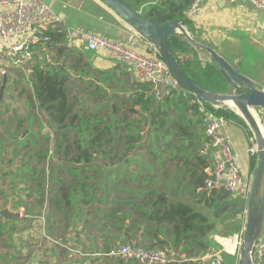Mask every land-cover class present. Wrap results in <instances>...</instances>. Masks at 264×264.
I'll return each mask as SVG.
<instances>
[{"label":"crops","instance_id":"obj_1","mask_svg":"<svg viewBox=\"0 0 264 264\" xmlns=\"http://www.w3.org/2000/svg\"><path fill=\"white\" fill-rule=\"evenodd\" d=\"M47 2L61 18L60 24L50 26L48 29L63 33L61 43L79 53L81 61L76 72H80L84 78L83 81L93 73L105 76L104 81L106 79L111 80L115 76L119 79V82H127L129 89L133 87V82L141 81L128 64L109 59L107 53L103 50H89L82 41L69 35L73 29L94 31L107 38L119 40L140 51L152 50L153 47L122 19L97 0H48ZM152 3L157 4L159 1L153 0ZM142 7V4H140L136 7V10L141 11ZM186 13L190 22L183 24V26L195 41L212 47L239 72L253 79L259 88H264V7H256L247 0H205L198 17H191L187 9ZM182 39L186 40L184 36ZM193 48L196 50L198 58L202 60L200 52H202L201 54L206 52ZM35 51L34 61L30 63L31 65L35 61L43 59H46L45 62L52 61L49 56H55L54 44L37 47ZM177 54L184 63L191 61L193 57L191 53L187 54L182 51H177ZM48 57L49 59H47ZM1 59L4 58L1 57L0 53V69L13 68L5 59V62L1 63ZM98 71L107 73L109 78L106 75L99 74ZM27 82L26 102L32 108L31 113L34 112L33 109H36L39 121L43 123V127L46 126L44 130H47V127L55 126L43 111L40 112L41 109L35 99L29 77ZM94 86L93 93L101 87L100 83H95ZM132 92V90H130V93L114 91L111 94L114 98L119 97L116 100L122 101L129 98L128 96ZM114 106L112 105L113 108ZM121 110H123L122 107ZM128 110L132 111L131 108ZM257 112L260 118L264 117L262 109L257 110ZM201 129L200 140L203 143L198 146L196 151L191 152L187 149L181 152V160H177L175 155L176 162H174V166L170 171L163 169L164 157L167 156V152L164 150L158 154L161 160L158 159L157 155L156 163L151 162L153 164L152 171L142 167V161L139 157L142 156L145 160L148 158L145 153L142 151L137 153L136 150L141 146L149 148L150 143L142 145L140 141L127 143L122 140L118 142L110 141L106 145L98 146L97 144L91 145L88 141L82 139L75 140V150L77 146H81V148L92 147L90 154L94 157L90 156V162L86 163L82 160L83 157L79 155L71 161L58 162V165L62 168H58L55 172L51 186L55 187L54 185H56L59 188L62 184V192H58V188L51 189V197L55 207H52V209L49 207V211L60 212L59 220L51 221L50 215L52 213H47V208L45 209L49 231L51 233L56 232L60 241L57 243L56 240H52V236L45 238L48 239L47 243H54L52 247H55L45 254L49 257L54 256V260L50 264H112L114 262L115 264H134L131 260L121 259L109 254L111 245L115 243H127L146 248H152L155 245L161 246L169 252L177 254L178 260L179 258L188 260L186 254H180V250L187 240H182L179 247H173L172 224L165 221L156 222L154 214L156 209L163 210L164 207L174 202L172 199L174 192H171V190L176 184L170 183L171 186L166 189L164 188V181L174 174L182 176L184 172L178 171V168H184L188 181L193 182L192 168L200 173L201 170L208 171L211 167L212 159L210 155H203L207 160L204 167L193 155L194 152L201 155L200 150L206 146L204 125L201 126ZM225 132L230 136L232 150L239 153L238 164L241 170L245 175H251L250 160L252 155L246 151L251 146V138H253L249 128L238 120L228 119ZM187 143V141L184 142L185 145ZM62 144H65L67 148L70 146L68 141L60 139L55 140L54 148L58 146L60 149ZM137 144L139 145L137 146ZM116 146L118 150H116ZM127 146H131V150ZM103 148H106L104 152L109 156L107 163H101L95 157L94 150ZM154 149V152H158L156 145ZM56 152H59V150ZM99 152L103 151L100 150ZM58 160L57 158L53 162ZM185 161H187L186 166L184 165ZM71 169L80 170V172H74ZM67 170L70 172L67 173ZM106 178L109 186V198L108 200H101L100 196L103 195L101 182L102 180L105 181ZM79 179H84V182L80 183ZM147 180H150V182H146ZM154 181L155 190L153 188ZM199 191L200 188L195 189L194 194ZM158 193L164 195L162 199L156 197ZM155 198L160 203H154ZM190 198L195 201L198 199L194 195ZM78 204L80 210L77 209L76 211L77 206L73 205ZM221 218L223 219L220 221L219 227L227 217L223 215L220 216ZM243 225L244 219L240 216L220 227L221 230L216 232V236H214L218 242H215L216 246L219 249L213 246L208 248L206 253H200L198 257L219 252V254L223 253L227 256L228 261L225 264H237L238 243ZM211 231L207 233L205 238L210 239L213 236L210 233ZM225 239L228 240L227 243H223ZM55 243L57 244L55 245ZM71 244L78 245L74 251L70 250L72 249ZM77 247L80 248L77 249ZM62 249L63 251H61ZM254 264H264V259L256 261Z\"/></svg>","mask_w":264,"mask_h":264},{"label":"rangeland","instance_id":"obj_2","mask_svg":"<svg viewBox=\"0 0 264 264\" xmlns=\"http://www.w3.org/2000/svg\"><path fill=\"white\" fill-rule=\"evenodd\" d=\"M141 1L144 2L145 0ZM139 12L141 11L139 10ZM201 53L202 60L198 58L196 52V55L191 58L190 62L193 63L198 59L203 66L204 63L211 62L208 54ZM49 57L52 60L53 56L50 55ZM1 61V63L5 62L4 59H1ZM32 61H34V58H32ZM42 61L45 62L46 59L40 60V62ZM31 62L26 63L22 67L5 69L6 73L4 75L0 74V210L8 208L10 211L21 214L19 218L10 220H4L0 217V264H50L53 262L54 256L49 257L45 254L55 248L54 246L52 247L54 243H47L48 239L45 238L52 236V240H56L57 243L60 241L56 232L51 233L49 231V222L47 221L45 212L52 213L50 215L51 221L59 220L60 212L55 210L49 211V207L51 209L55 207L51 197V189L58 188L56 185H54L55 187L51 186V182H53L58 168H62L58 165L59 161L65 163L79 155L75 150V140L82 139L87 141L86 137L90 139L98 131H100L98 137L101 140H105L106 132H102L103 125L109 126L107 137H113V126L111 123L114 121L116 113L121 119L124 112H126V121L121 123L122 127H124L123 123L127 121L131 122L133 125H130L129 128H131V133H139L138 141L142 145L150 143L149 148L141 146L136 150L137 153H139L138 151H142L148 158L145 160L142 156L139 157L142 161V167L152 171L153 164L151 162L155 164L157 155L162 151L161 149L158 152H154L156 141H159L158 135L150 126L143 122L142 117L145 113L141 110L140 106H132V94H128L129 98L127 99L130 102L116 100L119 97L114 98L112 96L111 93L114 91L120 93H130V90L133 91V87L129 89L130 87L127 82H119V79L115 76L111 80L106 79L104 81L105 76L90 73L91 75L83 81L84 78L79 71H70L71 76L67 83L68 101L72 106L71 114H77L76 121L74 122L76 124L72 126L68 125L64 129H56L55 126H51L47 127V130H44L46 126L43 127V123L39 121L36 109H33L34 112L31 113L32 108L26 102V84L28 83L29 64ZM192 68H196L194 64ZM4 79L6 82L1 92ZM95 83H100L101 87L97 92L93 93L92 90L95 89ZM134 85L135 82L132 83V86ZM212 86L215 87L217 85ZM221 90L220 92L231 91L227 83H223ZM105 93L106 95L103 96ZM112 105H115L114 112H111ZM120 105L123 110H121ZM129 108H133L137 112H130ZM263 113L264 110H262V115ZM87 117L89 118V120L86 119L87 123L88 121L90 122L89 125L84 121V118ZM40 118L42 117L40 116ZM94 121H96V130L87 128ZM79 126L81 127L80 132L78 131ZM110 129H112V132H110ZM64 131L67 132L65 141H68V145L70 146L67 148L65 144H62L59 152H56L54 142L61 139ZM121 136L124 137L123 131H120ZM98 150L103 152H99ZM91 151L89 150L90 153ZM104 151H106V148L94 150L95 157L101 163H107L109 157ZM90 156L94 157L91 154ZM57 158L59 160L53 162ZM158 159L161 160L160 155H158ZM174 162H176L175 156L173 161L172 158H166L163 161V169L170 171L174 166ZM69 170H67V173L70 172ZM177 170L184 173L182 176L176 174L170 176L169 179L164 181V188L167 189L168 186H171L170 183L176 184L171 190V192H174V196L172 197L174 202L188 205L192 211L200 213L206 219V223L211 222V225H214L215 228L210 232L213 234V236L210 234L212 236L210 239L218 243L214 236H216V232L221 230L219 223L223 218H215L213 208L204 202L195 201L193 198H190V196L194 195L195 188L192 182L188 181L185 169L178 168ZM146 182H150V180ZM107 184V178L105 181L102 180L103 195L100 196L101 200H108L109 198V186ZM121 186L123 187V185ZM174 187L175 189H173ZM153 188L155 190V181ZM58 192H62V184L58 188ZM159 195L161 197L164 196L158 193L156 197ZM73 206H77L76 211L77 209L80 210L79 204ZM90 207L89 209H91ZM168 207L169 205L166 208ZM222 232L224 233V231ZM119 244L122 243H115L111 245V248ZM76 246L78 245H72V249L70 250L74 251ZM216 249L219 248L217 247ZM220 256L227 263V256L223 253ZM50 258L52 259L50 260ZM112 264H115V262Z\"/></svg>","mask_w":264,"mask_h":264},{"label":"trees","instance_id":"obj_3","mask_svg":"<svg viewBox=\"0 0 264 264\" xmlns=\"http://www.w3.org/2000/svg\"><path fill=\"white\" fill-rule=\"evenodd\" d=\"M125 1L135 10L136 7L142 4L143 9L141 10V14L159 23H164L173 19H179L183 24H188L190 22L186 13L190 0H158L159 3L157 4L152 3L153 0H145L144 2L141 0ZM47 33L51 38L48 46L54 44L55 56L52 58V61L49 62L35 61L32 65L30 64L29 81L41 111L46 114L47 118L55 125L56 129H64L68 125L72 126L76 124L74 122L76 121L77 114H71L72 106L68 101L67 83L70 78L69 70L73 72L77 71L81 58L77 51L61 43L63 33L49 29ZM182 37L183 35L169 36L168 41L183 73L191 81L207 90L215 92L222 91L221 87L223 83L226 82L219 73L217 65L212 60L211 62L204 63L203 66L198 59L193 63L190 61L184 63L178 57L177 51H182L187 54L191 53L193 57L196 55V50L186 40L182 39ZM193 64L196 67L195 69L192 68ZM98 72L109 78L107 73L102 71ZM213 82L216 83L210 84ZM212 85L217 86L214 87ZM132 96V106H140L141 110L145 113L142 117L143 122L150 126L158 135L159 141H156V150L160 151L162 149L167 152V156L164 157L165 159L172 158L173 161L176 155L177 160H181V152L187 149L191 152H193V150L196 151L198 146L203 143V141L200 140L203 121L197 110V99L193 94L184 90L181 86L179 90L165 94L160 99H157L148 81H135ZM122 101L130 102L129 99H124ZM206 105L218 115H223L227 119L238 120L246 126L242 118L229 107L222 106L214 108L210 104ZM114 110L115 109L112 107L111 112H114ZM126 114L127 113L124 112L123 117L120 119L116 113L115 119L111 123L113 126V137H107L109 126L103 125L102 132H106L105 140H101L98 137L100 131L94 133L90 139H87V137L85 139L91 145L97 144L98 146L106 145L110 141L118 142L123 140L127 143L137 142L139 133H131V128H129V126L133 124L127 121L123 123L124 127L121 125L122 122L126 121ZM84 119L86 124L89 125L90 122L88 121L87 123L89 118L87 117ZM95 122L96 121L91 123L87 128L96 130ZM80 130L81 127L79 126L78 131L80 132ZM120 131L124 132V137H120ZM110 132H112V129H110ZM66 135L67 132L64 131L61 135V139L66 140ZM185 141L188 142L186 145L184 144ZM127 147L129 150L132 148L131 146ZM91 148L92 147L81 148V146H77L76 148V151L79 153V156L83 157L82 160L85 163L91 160L89 152ZM55 150H59L58 146L55 147ZM116 150H118L117 146ZM193 155L204 167L207 162L205 157L199 155L198 152H194ZM186 164L187 161H185L184 165L186 166ZM254 164L255 155H253L250 160L251 171ZM71 170L80 172V170ZM191 176L194 178L192 182L194 188H200V191L194 194V196L198 198L197 201L204 202L206 205L213 208L215 218H220V216L223 215L228 217L230 215V210L236 209L242 204L240 198H233L223 187L209 192L204 190V180L207 177L206 171L201 170V172L198 173L192 168ZM79 182L83 183L84 179H79ZM154 203H160V201L155 198ZM154 215L156 222L160 223L161 221H165L172 224L173 247H179L182 240H187L180 250V254H186L188 260L179 258V260L177 259V261L168 264H200V262L196 260V258H199L198 255L200 253H206L208 248L216 246L213 239L205 238L207 233L213 229L214 225L206 223V219L200 213L192 211L188 205L173 202L169 204L168 208L164 207L163 210L156 209ZM155 247L165 249L161 246L155 245ZM133 262L137 264L135 261Z\"/></svg>","mask_w":264,"mask_h":264},{"label":"built area","instance_id":"obj_4","mask_svg":"<svg viewBox=\"0 0 264 264\" xmlns=\"http://www.w3.org/2000/svg\"><path fill=\"white\" fill-rule=\"evenodd\" d=\"M48 0H0V53L13 67H22L31 62L35 49L50 42L47 30L50 26L61 23V18ZM205 0H190L187 6L191 17H198ZM256 7H264V0H247ZM70 37L82 41L92 51L103 50L109 59L128 64L139 79L151 84L156 97L180 89L179 84L170 73L168 67L157 56L154 49L140 51L119 40L107 38L94 31L73 29ZM5 69H0L4 75ZM197 110L204 125L206 139L201 155H210L212 162L204 180V190L226 189L234 198L243 202L250 189V176L245 175L238 164L239 153L231 147L230 136L225 132L228 119L218 115L214 110L198 99ZM217 108L215 106H212ZM264 124V117L262 118ZM251 146L246 150L255 155L256 146L251 138ZM209 150V152H208ZM109 254L125 260H133L137 264H168L177 261V254L160 247L145 248L127 243L113 246ZM264 258V233L256 241L253 259ZM200 264H225L218 253H210L197 258Z\"/></svg>","mask_w":264,"mask_h":264},{"label":"water","instance_id":"obj_5","mask_svg":"<svg viewBox=\"0 0 264 264\" xmlns=\"http://www.w3.org/2000/svg\"><path fill=\"white\" fill-rule=\"evenodd\" d=\"M97 1L122 19L153 47L155 53L166 64L179 86L205 104L233 109L249 128L256 146L255 164L251 171L249 193L239 207L229 211L230 215L222 222L220 227L236 217H243L244 225L238 243L237 264H254V246L264 233V124L257 112L259 109L264 110V88H259L253 79L239 72L212 47L195 41L179 19L159 23L144 17L141 12L133 9L125 0ZM179 34L183 35L193 47L209 54L210 59L217 65L219 73L231 91L215 92L207 90L191 81L183 73L168 41L169 36ZM5 82L4 79L1 92ZM131 110L135 111L133 108ZM158 198L162 199L163 197L158 196ZM20 216L19 212L10 211L8 208L0 210V217L4 220L16 219Z\"/></svg>","mask_w":264,"mask_h":264},{"label":"bare ground","instance_id":"obj_6","mask_svg":"<svg viewBox=\"0 0 264 264\" xmlns=\"http://www.w3.org/2000/svg\"><path fill=\"white\" fill-rule=\"evenodd\" d=\"M227 242H228V240H227V239L223 240V243H227Z\"/></svg>","mask_w":264,"mask_h":264}]
</instances>
